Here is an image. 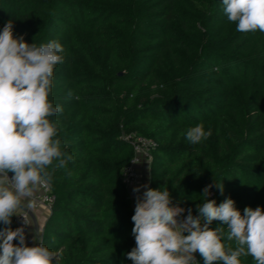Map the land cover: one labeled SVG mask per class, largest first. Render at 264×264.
<instances>
[{
    "label": "trees",
    "instance_id": "obj_1",
    "mask_svg": "<svg viewBox=\"0 0 264 264\" xmlns=\"http://www.w3.org/2000/svg\"><path fill=\"white\" fill-rule=\"evenodd\" d=\"M8 20L27 43L64 48L49 94L62 112L50 119L74 159L53 173L40 241L60 264H132L122 169L133 136L155 142L148 187L167 185L182 216L198 215L208 185L217 206L264 208V33L237 31L222 0H0V31ZM199 123L212 135L192 144L185 134Z\"/></svg>",
    "mask_w": 264,
    "mask_h": 264
},
{
    "label": "clouds",
    "instance_id": "obj_2",
    "mask_svg": "<svg viewBox=\"0 0 264 264\" xmlns=\"http://www.w3.org/2000/svg\"><path fill=\"white\" fill-rule=\"evenodd\" d=\"M222 5L237 31L264 33V0H222ZM13 28L8 20L0 31V223L5 226L0 229V264H60L62 253L42 243L28 246L24 228L13 230L10 225L12 217L24 219L25 210L35 207L34 193L51 185L55 170L74 159L62 150L59 121L50 119L62 112L49 94L54 69L64 62V48L56 40L29 44L23 35L14 36ZM185 135L197 144L212 132L199 123ZM142 187L146 190L137 196L131 218L136 246L126 254L132 264H198L197 252L204 264H241L242 256L264 264V208L246 207L242 215L231 198L217 206L208 199V185L205 202L196 206L198 215L188 209L180 219L185 209L173 203L167 185H142L133 191L139 193ZM217 187L223 194V185ZM213 221L226 226L235 249L222 243L225 227H209Z\"/></svg>",
    "mask_w": 264,
    "mask_h": 264
},
{
    "label": "built area",
    "instance_id": "obj_3",
    "mask_svg": "<svg viewBox=\"0 0 264 264\" xmlns=\"http://www.w3.org/2000/svg\"><path fill=\"white\" fill-rule=\"evenodd\" d=\"M131 145L134 152V157L131 160L130 164L122 169V180L127 187L134 186L138 183V179L140 177L139 165L143 159L149 164L150 150L155 147V142L143 136H133L131 138ZM9 175H11V173ZM32 199L35 203V207L25 210L24 219L26 221V224L24 223L23 217L15 216V221L17 222L19 227H23L24 229L31 223V215L35 210L44 208L48 212L50 211L53 202V196L51 194L50 186L47 189H41L35 192ZM184 218L185 216L181 215L180 219ZM194 255L198 262L197 253H195Z\"/></svg>",
    "mask_w": 264,
    "mask_h": 264
},
{
    "label": "crops",
    "instance_id": "obj_4",
    "mask_svg": "<svg viewBox=\"0 0 264 264\" xmlns=\"http://www.w3.org/2000/svg\"><path fill=\"white\" fill-rule=\"evenodd\" d=\"M146 164H148L144 159L141 161L139 168H140V176L144 174L146 170ZM146 184H142L138 182L136 185L128 187L129 192V199L131 202V207L135 211L136 206V198L138 195H142L143 191H145V188H141V191L139 193H135L133 189L138 186H142ZM148 186V185H147ZM49 215V212L44 208H39L35 210L31 215V223L24 229L25 232V242L28 246H36L39 244V241L41 239L42 230L44 223ZM35 237V239H34Z\"/></svg>",
    "mask_w": 264,
    "mask_h": 264
},
{
    "label": "rangeland",
    "instance_id": "obj_5",
    "mask_svg": "<svg viewBox=\"0 0 264 264\" xmlns=\"http://www.w3.org/2000/svg\"><path fill=\"white\" fill-rule=\"evenodd\" d=\"M144 174H146V175L143 176V174H141V176L138 179L139 180L138 182H140L142 184H146L149 186V180H148V178H149V164H146V170H145ZM40 241H41V239H40Z\"/></svg>",
    "mask_w": 264,
    "mask_h": 264
},
{
    "label": "water",
    "instance_id": "obj_6",
    "mask_svg": "<svg viewBox=\"0 0 264 264\" xmlns=\"http://www.w3.org/2000/svg\"><path fill=\"white\" fill-rule=\"evenodd\" d=\"M119 74H121V73H119Z\"/></svg>",
    "mask_w": 264,
    "mask_h": 264
}]
</instances>
